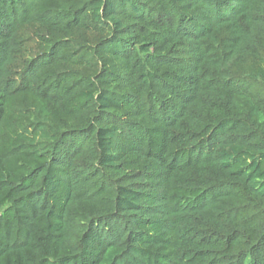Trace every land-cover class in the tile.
Listing matches in <instances>:
<instances>
[{
  "label": "trees",
  "instance_id": "obj_1",
  "mask_svg": "<svg viewBox=\"0 0 264 264\" xmlns=\"http://www.w3.org/2000/svg\"><path fill=\"white\" fill-rule=\"evenodd\" d=\"M0 264H264V0H0Z\"/></svg>",
  "mask_w": 264,
  "mask_h": 264
}]
</instances>
